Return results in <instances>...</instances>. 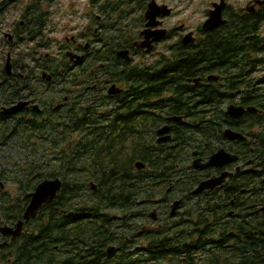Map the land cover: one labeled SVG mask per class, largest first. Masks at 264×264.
I'll use <instances>...</instances> for the list:
<instances>
[{
    "label": "flooded vegetation",
    "instance_id": "1",
    "mask_svg": "<svg viewBox=\"0 0 264 264\" xmlns=\"http://www.w3.org/2000/svg\"><path fill=\"white\" fill-rule=\"evenodd\" d=\"M196 1L74 0L72 5L64 6L59 4V0H0V118L6 122L31 121L43 124L50 123L53 118L63 122L70 120L72 116L68 115L73 107L97 114L104 109L109 111V116H86L84 121L88 125L82 127V130L103 129V123L110 121L116 123L115 129L121 131L125 122L126 133L130 136L134 106L131 82L134 70L153 78V66L157 61L179 57V46L204 41L206 34L226 26L229 16H235V10L241 19L254 17L259 23L264 19V0H239L238 4L230 0L213 1L207 6L205 21L210 11L223 1L226 3L222 12L225 23L214 31L206 32L203 24L192 28L180 20L181 12H188ZM260 26L257 32L264 37V23ZM189 34L193 35L195 41L185 45L184 40ZM258 57L264 58L260 55ZM137 63L141 68L134 69L133 65ZM254 73L258 77L264 76V66L259 65ZM220 78L224 80V76ZM203 80L200 77L198 83L188 80L189 84L183 85V102H180L178 95H174V90L179 89L177 86L146 85L142 89L147 97V100L141 102L143 133L147 139H153V144L147 146V150H179L180 138L196 135L197 127L204 125L206 138L191 149V157L188 159L192 175L197 180L192 188H176L171 183L165 191V197L155 198L147 206L144 201H140L137 207L141 210L135 219L140 221L141 228L135 227L131 218L125 219L126 228L117 224L122 222V217L116 215V207H112L111 203L109 206H82L76 211H68L54 204L58 197L52 203L43 205L35 219L26 222L24 211L30 200H24L26 206L22 215L6 213L8 220L0 219V227L14 228L18 222H24L22 235L15 240L12 239L13 235L0 234V253L12 245L17 255V259L9 258L8 263L21 264V249L26 240L38 245H33L35 250L44 249L45 255L50 253L51 232L60 235L66 243L72 240L71 236L83 233L97 236L99 264H115V260L133 246L139 249V254H144L155 238H164L161 209L168 202L170 216L171 205L175 201H181V205L171 218L178 221L179 227L184 225L182 216H185L187 206L199 205L202 201L207 204L204 215H208L210 220H217L216 224L210 221L206 228H201L198 226L197 213L189 219L193 226L190 233L194 242L205 243L204 246L198 244L192 247L194 258L199 262L210 259L219 248L224 253V247L227 249L232 246L246 225H253L258 235L259 229L264 226V175L246 189L244 173L264 171L259 153L260 128L254 127L251 136V132H244V129L224 125V114L229 117L226 111L230 105L245 109L253 106H244L238 101L224 103V99L220 105H217L220 101L213 104L212 90H221L220 95L224 97V83L211 85ZM207 80L218 81L219 77L210 76ZM263 84L264 81L260 86ZM151 92H159L160 97L148 99ZM123 110L125 117L121 115ZM250 113L261 114V111L246 112L245 115ZM244 116L240 119L229 118L239 124ZM152 119L156 120L155 125L150 124ZM226 129L242 133L246 139L230 141L224 136ZM160 140L163 141L159 143ZM224 149L239 159L232 164L204 170L192 166L199 159L202 160L199 165H204L212 155ZM244 152H249L247 161L243 158ZM143 163L145 166L141 170H149V164ZM224 172L232 173L225 181ZM0 181L5 184V190V181ZM206 181H209V189L198 196L192 195ZM4 190H0V197ZM87 200L109 201L102 197ZM53 209L54 218L50 212ZM43 210L45 212L40 217ZM71 212L78 215L67 217ZM42 217L45 218V224L42 223ZM88 219L93 224L96 222L99 227H80ZM177 231L181 232L182 229ZM203 235L205 237H199ZM58 248L56 245L55 250ZM62 253L68 256V253ZM80 258L85 261L83 263L90 264L89 261L96 260L97 256L87 255L82 250ZM183 261L184 258L180 257L179 264H183Z\"/></svg>",
    "mask_w": 264,
    "mask_h": 264
},
{
    "label": "trees",
    "instance_id": "2",
    "mask_svg": "<svg viewBox=\"0 0 264 264\" xmlns=\"http://www.w3.org/2000/svg\"><path fill=\"white\" fill-rule=\"evenodd\" d=\"M233 13L235 16H229V23L226 26L206 34L204 41L190 46H179V57L171 60L165 59L162 62L157 61L153 66V78L142 71H133L131 83L134 106L130 136L126 133L125 122L121 131L114 128L116 123H110V121L103 123L105 126L103 129L82 130V127L88 125L84 121L86 116H109V111L104 109L97 114L73 107L68 115L72 116L70 120L63 122L58 118H53L50 123L43 124L31 121L6 122L0 118L1 159H9L4 154L5 148H14L20 153L12 160L13 168L17 167L18 161L24 159V164L14 172H8L7 169L0 171V179H11L17 185L11 193L2 192L0 219L8 220L6 213L22 215L26 206L24 196L46 179L60 178L63 181V188L54 203L61 209L76 211L82 206H109L111 203L112 207H116V215L122 217V222H117L123 225L122 228H126L124 226L126 218H131L135 227L141 228L140 221L135 219L141 210L137 205L140 201H144L147 206L153 199L165 197V191L171 183L175 184L176 188L178 186L181 189L192 188L197 180L192 175L188 159L191 157V149L206 138L204 125L200 124L197 127L196 135L180 138L179 150L170 149L167 152L147 150V146L153 144V139H147L143 133L144 120L141 102L147 100L145 90H142L146 85L166 84L170 88L177 86L179 89L174 90V95H178L180 102H183L182 87L184 84H189L188 80H199L202 77L203 82L207 84L224 83V97L220 95L221 90H212L213 104L220 101L217 103L220 105L223 99L224 103L238 101L244 106L250 105L261 111V114H246L239 124L224 114V119H226L224 125L244 129V132H251V136L253 128L259 126V153L264 167L262 158L264 153V84L260 86L264 81V76L258 77L254 73L259 65L264 66V58L258 57V55L264 57V37L257 32L258 26L264 23V19H261L259 23L254 17L241 19L236 10ZM134 65V69L141 68L138 63ZM216 75L219 77L218 81L207 80L210 76ZM220 76H224V80ZM159 97V92H151L148 99ZM153 106L156 109L157 106L155 104ZM180 109L183 110V108ZM122 114L125 117L124 110ZM150 124L155 125L156 120L152 119ZM252 140L253 137H251ZM19 143L31 150L21 149ZM38 152H41L40 157H37ZM248 154L249 152L243 154L245 161L249 158ZM139 161L149 164V170H137L135 164ZM244 174V187L247 189L252 183L262 178L264 171L261 173L246 171ZM14 175L21 179L14 178ZM189 175L191 177H188ZM91 183L96 184V192L92 190ZM261 186H263L262 182ZM95 197L107 198L109 201L91 202L87 200ZM206 207L207 204L203 201L199 205H188L185 209V216H182L184 225L179 227L178 221L168 214L167 202V206L161 209V215L164 217L161 221L164 238L159 240L155 238L144 254H139V249L134 246L127 249V253L124 252L122 257L117 258L115 264H179L180 257L184 258L183 264H264V226L256 235L253 225H246L239 233V239H236L227 249L224 247V253L219 248L207 261L196 260L192 247L198 244L204 246L205 243L194 242V237L190 233L193 226L189 219L197 213L199 227L206 228L210 221L213 225L216 224L217 220H210L208 215H204L207 212ZM44 212L45 210L41 211L40 217ZM50 212L51 217L54 218V209ZM41 219L45 224V218ZM80 227L93 229L99 226L88 219ZM180 228L182 231L178 232ZM71 238L72 240L66 243L60 235L51 232L52 249L47 255L44 254V249L36 248L35 250L33 245H38L33 244L31 240H26L21 249V264H34L35 262L37 264H85L83 263L85 261L80 258L82 250H85L87 255L97 256L96 260L89 261L90 264H99L100 251L94 241L98 238L97 236L83 233L71 236ZM242 239L243 243L240 244ZM56 245L59 246L58 250H55ZM62 252L68 253V256L65 257ZM2 254L0 253V264L3 262V264H15V262L8 263L11 257L17 259L12 245L5 248ZM74 254L77 255L74 256Z\"/></svg>",
    "mask_w": 264,
    "mask_h": 264
},
{
    "label": "water",
    "instance_id": "3",
    "mask_svg": "<svg viewBox=\"0 0 264 264\" xmlns=\"http://www.w3.org/2000/svg\"><path fill=\"white\" fill-rule=\"evenodd\" d=\"M225 4L226 3L222 1L221 3L216 5L215 9L210 11L209 18L202 25L203 29L206 32L214 31L220 28L222 25H224L225 21H223L222 19V12H223V8ZM194 41L195 39L193 35L189 34L188 36H186L184 40V44L185 45L193 44ZM7 69H9V67H7ZM193 81L194 83H196L199 80H193ZM256 111L257 110L254 107H249L248 109H245L244 107H241V106L230 105L227 108L226 114L231 118L240 119L245 115L246 112H256ZM224 136L230 141L246 139V137L242 133L233 131L232 129H226L224 131ZM166 140L167 139H165L164 141ZM162 141L163 140H160L159 143ZM238 159H239L238 156L233 155L232 153L227 152L224 149V151L220 150L214 155H212L204 165L202 166L199 165V163L202 162V160L199 159V160L194 161L192 166L194 168L204 170L209 167H221L222 165L225 166L227 164H232V163H235ZM144 166H145L144 163L141 161L136 163V168L139 170L143 169ZM230 176H232V173L224 172V181ZM91 187L94 192L97 191V186L95 183H91ZM4 188H5V184L0 181V190H4ZM62 188H63V182L61 179L59 178L46 179L40 182L36 186L34 191L27 193L24 199L30 200V202L28 203V206L26 207L24 211V221L28 222L32 219H35L38 216V213L40 209L42 208V206L52 203L58 197V194L60 193ZM208 189H209V181L203 182L197 187V189H195L192 192V195L198 196ZM180 205H181V201H175L173 205H171L172 210H171L170 216L174 217L176 215ZM77 215L78 213L71 212L67 215V217L77 216ZM23 225H24V222L20 221L14 228L8 227V226H2L0 227V234L3 236L13 235L12 239L15 240L16 238L22 235Z\"/></svg>",
    "mask_w": 264,
    "mask_h": 264
},
{
    "label": "rangeland",
    "instance_id": "4",
    "mask_svg": "<svg viewBox=\"0 0 264 264\" xmlns=\"http://www.w3.org/2000/svg\"><path fill=\"white\" fill-rule=\"evenodd\" d=\"M78 0H76L77 2ZM213 1H218V0H197L195 2V5L188 11V12H181V16H180V20L184 21L187 23L188 26L195 28L200 24H203L205 22V12L208 10L207 6L213 2ZM232 3L234 4H238L239 0H230ZM62 2V3H61ZM74 3V0H59V4H62L64 6L66 5H72ZM66 4V5H65ZM67 8L65 9L66 12ZM19 147L21 149H25V148H29L26 146H23L22 144L19 143ZM29 150H31V148H29ZM29 152V151H27ZM4 154L7 158L9 159H1L2 155L0 154V171L1 170H8V172L10 171H15L17 170L19 167H21L24 164V159L18 161V165L17 167L13 168V159H15L18 155L20 154L16 149L12 148V149H4ZM38 156L40 157L41 152H38ZM32 155V154H31ZM16 179H21L20 177H15ZM6 183V189L5 192L7 193H11L13 192V190L15 188H17L16 183H14L11 179H5L3 180ZM162 219H164V217H162Z\"/></svg>",
    "mask_w": 264,
    "mask_h": 264
},
{
    "label": "bare ground",
    "instance_id": "5",
    "mask_svg": "<svg viewBox=\"0 0 264 264\" xmlns=\"http://www.w3.org/2000/svg\"><path fill=\"white\" fill-rule=\"evenodd\" d=\"M141 206V205H140ZM264 206V205H263ZM197 212V211H196ZM260 213V212H259ZM90 220V219H89ZM84 223V222H83ZM209 225V224H208ZM220 227V226H219ZM209 229V228H208ZM227 229V228H226ZM20 241V240H19ZM94 241H96V240H94ZM93 241V242H94ZM72 243V242H71ZM91 243H92V240H91ZM231 243V242H230ZM93 244V243H92ZM68 245V244H67ZM69 246V245H68ZM85 248V247H84ZM8 251V250H7ZM11 252V251H10ZM11 254V253H10Z\"/></svg>",
    "mask_w": 264,
    "mask_h": 264
}]
</instances>
